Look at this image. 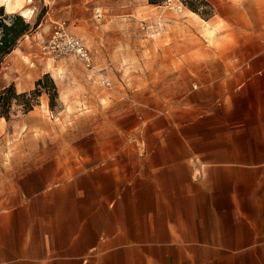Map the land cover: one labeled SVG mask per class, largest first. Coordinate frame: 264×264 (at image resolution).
Here are the masks:
<instances>
[{
    "label": "rangeland",
    "instance_id": "obj_1",
    "mask_svg": "<svg viewBox=\"0 0 264 264\" xmlns=\"http://www.w3.org/2000/svg\"><path fill=\"white\" fill-rule=\"evenodd\" d=\"M12 1L10 9L0 4L4 21L20 15L29 28L0 55V91L30 92L47 78L30 110L12 98L0 117V196L43 160L72 170L87 156L121 160L131 153L125 146L139 142L264 141V130L247 126L264 106V70H248L264 66V0ZM59 27L82 40L89 66L51 55L49 38ZM233 100L239 108L226 111L223 102ZM169 121L196 123L179 127V136ZM248 163H240L241 189L264 182Z\"/></svg>",
    "mask_w": 264,
    "mask_h": 264
},
{
    "label": "crops",
    "instance_id": "obj_2",
    "mask_svg": "<svg viewBox=\"0 0 264 264\" xmlns=\"http://www.w3.org/2000/svg\"><path fill=\"white\" fill-rule=\"evenodd\" d=\"M255 111L247 126L264 130V106ZM169 123L182 136L196 122ZM125 147L121 160L87 156L72 170L43 160L11 181L0 196V264H264V182H239L241 161L264 180V141Z\"/></svg>",
    "mask_w": 264,
    "mask_h": 264
},
{
    "label": "trees",
    "instance_id": "obj_3",
    "mask_svg": "<svg viewBox=\"0 0 264 264\" xmlns=\"http://www.w3.org/2000/svg\"><path fill=\"white\" fill-rule=\"evenodd\" d=\"M149 1L153 2L154 0ZM5 17L6 15L4 13V10L2 6H0V55H4L10 52L16 40L29 28V24L25 22V20H23L20 15L7 16L9 18V22L4 21ZM43 78H47V75L45 74ZM43 78H39L36 81L37 87L30 92L16 94L12 85L2 89L0 91V117L5 116V118H7L6 110L11 106L12 98L16 99L17 102L23 106V109L25 111L30 110L33 106V96L35 97L40 94V86L42 85ZM50 86L52 92L47 91V93L49 94V100L51 105L54 96L57 94V91L56 86L52 81ZM29 95H32V97H28Z\"/></svg>",
    "mask_w": 264,
    "mask_h": 264
},
{
    "label": "built area",
    "instance_id": "obj_4",
    "mask_svg": "<svg viewBox=\"0 0 264 264\" xmlns=\"http://www.w3.org/2000/svg\"><path fill=\"white\" fill-rule=\"evenodd\" d=\"M48 47L52 56L61 57L67 54H71L84 62L87 66L90 65V55L88 48L78 37L64 32L62 28H57L51 34L49 38ZM105 85L109 82L107 79H102Z\"/></svg>",
    "mask_w": 264,
    "mask_h": 264
},
{
    "label": "bare ground",
    "instance_id": "obj_5",
    "mask_svg": "<svg viewBox=\"0 0 264 264\" xmlns=\"http://www.w3.org/2000/svg\"><path fill=\"white\" fill-rule=\"evenodd\" d=\"M6 1V9H10L11 5L13 4L14 1L12 0H5ZM17 1V0H15ZM20 1V0H19ZM15 3V2H14ZM28 9L24 10L23 13H26ZM24 15V14H23ZM25 17V16H24Z\"/></svg>",
    "mask_w": 264,
    "mask_h": 264
},
{
    "label": "clouds",
    "instance_id": "obj_6",
    "mask_svg": "<svg viewBox=\"0 0 264 264\" xmlns=\"http://www.w3.org/2000/svg\"><path fill=\"white\" fill-rule=\"evenodd\" d=\"M5 2V0H0V4H3Z\"/></svg>",
    "mask_w": 264,
    "mask_h": 264
}]
</instances>
